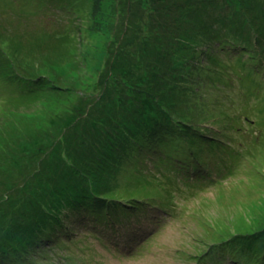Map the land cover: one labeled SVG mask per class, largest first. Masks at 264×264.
<instances>
[{
  "label": "rangeland",
  "instance_id": "obj_1",
  "mask_svg": "<svg viewBox=\"0 0 264 264\" xmlns=\"http://www.w3.org/2000/svg\"><path fill=\"white\" fill-rule=\"evenodd\" d=\"M29 30L46 35L32 45ZM235 41L236 58L218 49ZM139 138L153 156L173 152L175 169L200 163L171 210L169 185L154 198L163 223L146 238L134 211L114 237L102 231L109 250L89 227L55 222L100 188L144 191L126 178ZM189 139L208 155L193 157ZM98 196L93 208H113ZM221 227L242 233L213 245ZM199 252L188 264H264V0H0V264H180Z\"/></svg>",
  "mask_w": 264,
  "mask_h": 264
},
{
  "label": "trees",
  "instance_id": "obj_2",
  "mask_svg": "<svg viewBox=\"0 0 264 264\" xmlns=\"http://www.w3.org/2000/svg\"><path fill=\"white\" fill-rule=\"evenodd\" d=\"M221 47V48H220ZM220 47L218 48L219 50L225 52V50H227L226 53V57H234L236 58V55L241 53V51H238L237 49H241L238 47H244L242 45H240L237 41H235V44H229L227 42H225L224 44H220ZM242 50V49H241ZM244 52V50H242ZM225 58V57H224ZM233 58V59H234ZM226 59V58H225ZM249 60L251 58H248ZM239 60V58H238ZM247 61V60H246ZM248 62V61H247ZM250 62V61H249ZM238 62H236L237 64ZM251 64V63H250ZM260 65V64H259ZM253 66V65H252ZM244 67H241V69ZM255 70V68H253ZM260 71L263 72V70L261 69H256L255 73H259ZM98 80V79H97ZM96 80V81H97ZM96 81L94 82L93 85H96ZM92 85V86H93ZM90 86V84H89ZM92 89V87H91ZM90 89V90H91ZM89 90V91H90ZM163 130V129H161ZM161 130H151V133H158ZM182 130H178V133L180 134ZM170 132H166L164 133L165 135L163 136H167ZM150 135V133L148 134ZM148 135H146V137H148ZM184 134L181 133L180 136H183ZM176 137H178V134H176ZM142 138H145V136H142ZM142 138H139L137 142H132L134 143L133 146L130 144L129 146L133 147V157H137V160L132 162L133 165L137 164L138 161V165L139 169L138 171H133L134 173H132V171H130V173H128L127 177H133L136 178V181H140V187L141 188H145L144 191H142L141 193H139V195H136V192L134 191H129V195L128 196H118V195H113L110 192H108L107 190H105L106 194L109 196L107 197L106 195H104L103 191H95L89 199V206H82L79 207V205L74 206V208L72 209H66V211L61 212L54 220L55 222H60L63 220H67L70 224H78L81 223V225H85L83 227H88L90 228V230L92 229V231L90 232V235H88L89 237H91V239L96 242V244H98L100 247L104 248V249H111V247H109V240H107V242L105 241V239L103 238V234L102 231L106 232L107 236L109 238L114 237L115 233L117 232V228L118 227H129L130 224V218L132 217L131 215L135 214L133 213L134 211H137L136 213L139 214L138 219L137 220H141L139 222V224H134L135 227H139V232H143L142 234H144V236L147 238L150 233L152 232V230L155 229L156 226H160L163 223V220H157V219H153V215H151V211H154V215H155V211L157 212V210H155L154 206L155 203H158V201L156 199H154L156 196H164L166 199V196L162 193V188L164 187L166 188L167 185H169V187H171L170 191H169V196L167 197V199H169L170 202L166 201L165 204H163L162 207L165 208V210H171L172 207L176 206V203L174 202V195L176 192L181 191L185 186V183L187 182V179L192 178V176H196L198 174H196V171L198 170V168H201L199 166L200 163H198L197 161H195V163H184L182 165H179L178 169H175L173 166H175V161L172 160L173 157V152H170L169 150H165V148H161V144L158 146V150L157 153L158 155L153 156L151 151H150V146L149 149H146V145H148L147 143L142 141ZM149 139L151 137H148ZM168 138V136H167ZM151 140V139H150ZM190 141H192L190 143ZM152 144H154V142L151 140ZM178 144V142H177ZM221 145H223V143H220ZM175 145V144H174ZM189 145V146H188ZM187 146L189 148L190 151L193 152L192 156L195 157L197 156L200 152L204 154V156L206 157L208 154L201 148V150H198L197 145L195 146V142L191 139H189V141L187 142ZM192 146V147H191ZM225 146V143L224 145ZM176 152L178 154L181 153V149H180V145L176 146ZM231 148V147H230ZM224 149L226 150L225 147H221V150ZM228 151V150H227ZM219 152V150H218ZM226 152V151H223ZM146 154H148V157L150 156L148 162H147V156ZM177 154V155H178ZM216 160L214 161V167L213 169H215V171H217L218 173L223 172L224 169H226V165L227 163L225 162L224 156L223 154H221L220 152L215 156ZM231 159L232 156H231ZM174 162V163H173ZM144 164H147L149 169H147V167H145ZM152 166V167H150ZM178 166V165H177ZM208 166V165H207ZM185 168V169H184ZM184 169V170H183ZM128 170V169H127ZM124 170V171H127ZM129 171V170H128ZM154 172V174H153ZM175 173L176 176H174L173 174ZM171 174V177H169L168 175ZM152 175V176H151ZM156 176L157 180L155 182H153L151 180L152 177ZM178 176H180L178 178ZM178 178V179H177ZM132 179V178H129ZM159 181V182H158ZM161 183V186L157 185ZM90 193V192H89ZM98 194H101L102 198H104L106 196V199L111 201V207L107 210V208L105 209H101L100 211L97 210L95 207L93 208V203L94 201L97 202L98 200L96 198H98ZM179 198H181L179 196ZM178 205V204H177ZM147 206H152L151 210H147V213L145 214V207ZM132 210V211H131ZM179 212H175L174 215H172L170 218L171 219H175L176 217H179L182 214V211H180V209L178 208ZM73 218H75V220L73 221ZM136 220V219H135ZM60 225V223H59ZM66 228V227H64ZM215 235L213 237L214 241H212L213 245L215 243H222L225 242L226 240L231 239L235 234H239L242 233V230H236V228L234 227L233 230H229V228H225V227H221L220 229L217 228H213L211 230ZM66 234H64V236H61V238H63L61 240V242H59L58 240H60V237L57 238L56 236L54 237V239H49L48 236L46 234H42L41 238L43 240H48L46 241L47 246H60L61 244H66L68 243L67 238L65 237ZM88 236H85L86 238ZM124 236V234H123ZM74 238H71V241ZM67 240V241H65ZM209 245H207L205 250H208ZM45 249V246L44 248ZM42 249V252H44V250ZM203 249V250H204ZM134 252H131V254ZM202 252H199L197 255L195 256H191V255H183V259H180V264H188L189 261H191L192 259H194L195 262H197V260L199 259V257L202 255ZM179 256V255H178ZM192 257V258H191ZM230 262L232 264L237 263V258L235 257H231L230 258ZM212 263V262H211ZM211 263H206V264H211ZM214 264H216L215 262H213ZM20 264V263H19ZM27 264V263H24Z\"/></svg>",
  "mask_w": 264,
  "mask_h": 264
},
{
  "label": "bare ground",
  "instance_id": "obj_3",
  "mask_svg": "<svg viewBox=\"0 0 264 264\" xmlns=\"http://www.w3.org/2000/svg\"><path fill=\"white\" fill-rule=\"evenodd\" d=\"M9 6H11V10H12V12H15L16 14H23V15H28V13L30 12V10H28V9H26L25 10V8L26 7H24L22 4H21V6H20V4H15L14 3V5H9ZM26 31H27V29H26ZM30 32V30L28 31V33ZM30 34V33H29ZM39 35V36H38ZM44 35H46L45 34V32H42L41 31V33L39 32V31H36V34H35V36L37 37V38H34V33L31 31V34H30V40L32 41L30 44H32V45H35V44H37V43H39L38 42V40L40 41V38L43 36V38L45 37ZM16 39V38H15ZM11 43H13V42H11ZM35 43V44H34ZM69 42L66 40V38L62 41V43H61V48H60V50L62 51V52H64V50L67 48V44H68ZM15 86V85H14ZM32 138H33V136L31 135V138H30V141L32 140ZM192 141H190V143H191ZM29 143H31V142H28V144ZM36 144V143H35ZM200 147H202V145H199ZM30 147V146H29ZM33 150V147H30V150ZM199 150H201V148H199ZM107 167H108V165H107ZM185 169V168H184ZM183 169V170H184ZM105 171H107V170H105ZM207 171H211V168L210 167H208L207 168ZM206 171V172H207ZM174 176H176L175 175V173L173 174ZM104 176H106V175H104ZM103 176V177H104ZM107 177V176H106ZM105 179V178H104Z\"/></svg>",
  "mask_w": 264,
  "mask_h": 264
}]
</instances>
